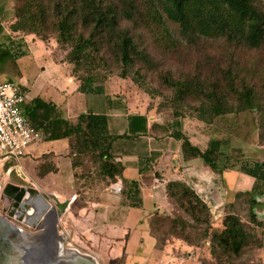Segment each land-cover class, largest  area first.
I'll return each instance as SVG.
<instances>
[{
    "label": "trees",
    "instance_id": "obj_1",
    "mask_svg": "<svg viewBox=\"0 0 264 264\" xmlns=\"http://www.w3.org/2000/svg\"><path fill=\"white\" fill-rule=\"evenodd\" d=\"M153 9L160 16L180 27L181 33L191 41H202L224 38L230 44L245 46L251 50H259L264 45V9L261 0H155ZM15 21L12 23V32L24 38L36 36L48 42L54 35L59 45H70L66 62L70 65L83 64L87 68L106 64L107 50L112 52L111 41L114 43L122 72L121 79L131 80L133 84L142 87L137 77L131 76L136 52V41L131 34L119 31L123 12L114 4L106 0H16ZM104 46V47H103ZM26 53L21 52L24 56ZM20 56V57H22ZM10 59L15 63L17 59L11 48H0V65ZM16 59V60H14ZM239 72L242 71L235 66ZM225 70V76L198 78L199 84L193 83L192 77L186 79H169L168 83L174 90V108L177 112L170 121L174 127V135L182 141L185 159L201 158L207 166L216 172L226 168H239L241 172L255 178V186L250 196L251 216L258 224L259 216L253 207L259 204L258 196H264V162L247 161L240 158L227 157L222 151L223 141L212 140L206 150L194 145L183 132L185 120L195 119L206 126H213L220 119L227 116H240L243 113L253 112L258 124L259 144L264 146V120L262 104L264 97L258 83L252 84L246 79ZM76 71V70H75ZM72 75L79 81V91L86 95H102L105 93L104 81L95 83V78L87 69L83 78L77 77L72 68ZM171 80V81H170ZM197 98L200 102L196 116H186V112H179L188 99ZM158 114H163L159 105ZM24 115L29 124L43 134V141H57L69 139L72 150V166L77 167L74 159L79 154L96 152L101 161L100 171L117 181L123 175V164L116 160L113 154L115 142L122 136L113 135L109 128V118L106 114H97L91 111L80 114L76 118H64L59 106L40 96H35L24 105ZM129 134L140 136L148 131L146 116L136 114L129 117ZM71 141V142H70ZM57 172L56 166L47 173ZM130 190L124 187L119 193L129 192L140 195L138 183L132 182ZM168 199L173 204L178 203L184 212L191 218L194 225L188 222L172 221L174 228L181 224V234L173 230L169 243L179 240L190 250L181 252V256L190 259L197 258L202 245L188 236V228L203 227L200 240L206 241L207 255L200 259L216 262L215 264H233L234 258H239L245 249L253 242L244 223L236 214L227 212L217 219V223L210 222L211 208L184 180L169 181L166 183ZM134 197V195H133ZM141 199H133L132 206H140ZM232 206V203L231 205ZM163 213H156L151 219V230L160 223ZM214 222V221H213ZM154 234V232H153ZM155 236V234H154ZM158 247V246H157Z\"/></svg>",
    "mask_w": 264,
    "mask_h": 264
},
{
    "label": "rangeland",
    "instance_id": "obj_2",
    "mask_svg": "<svg viewBox=\"0 0 264 264\" xmlns=\"http://www.w3.org/2000/svg\"><path fill=\"white\" fill-rule=\"evenodd\" d=\"M106 1L114 3L125 16L119 31L131 34L136 41L137 54L134 55V64L130 75L137 77L140 81L139 85H142V87L133 84L131 80L123 82L125 83L123 85H127L130 90L135 91L137 99L148 100L151 107L155 108L159 105L160 110L167 119L170 120L171 116L177 112L174 108L176 94L168 83L169 79L175 81L176 79H186L189 76L193 78V83L199 84L198 78H223L226 74L225 70L228 69L233 73L236 66L242 70L238 72L235 69L236 75L252 84L258 83L264 97V45L259 50H251L245 46L230 44L224 38L191 41L186 37L184 38L177 24L168 20L166 16H160L155 12L153 9L155 0ZM15 6L16 0H0V48L7 49V47H10L15 53L16 59H19L22 56L21 52L26 53V51L23 48L25 39L14 34L11 28L12 23L15 21ZM261 7L264 9V0H261ZM48 42L53 43L57 57L66 62L68 53L72 49L71 46L59 45L55 35ZM116 47L111 41L113 51L107 50L105 65L87 68L83 64H78L75 69L73 64L70 68L71 73H73L72 68L74 67L75 75L78 78H83L86 75L85 71L88 69L89 73L94 76L96 84H101L106 80L114 83L122 81L123 79L118 76L122 72V66L119 63ZM18 59L16 63L12 61L13 59H10L9 62L14 63H9L8 66L7 60L0 65V82L12 81L21 85L22 90L27 93V99L31 101L37 95L38 90L37 88L32 90L29 87L35 85L41 70L38 69L35 62L22 61L21 67L23 70L28 68L25 73L26 79L30 80L28 86L22 84ZM45 77L47 79L52 76L46 74ZM39 85H41V81L38 82L37 86ZM127 86L126 88H128ZM122 91L123 89L121 90L118 87L112 91L115 101L121 102L118 98L121 97L120 93ZM123 97L125 98V96ZM200 105L197 98H189L187 104L183 105V109L179 110L178 113L182 111L186 112V116H196V111ZM260 110L264 120V104H262ZM232 117L231 120L225 122L230 124L232 128L233 140L230 139L228 147L229 151L231 148V157L247 161H264V148L259 144L255 113L248 112ZM187 121L192 131L198 129L200 125H202L205 132L211 131L195 119L188 118ZM44 145H47L45 141L33 143L27 154L19 159H5L0 156V202L6 190V202L9 204L10 200L12 201L15 194L11 192V189L15 185H26L36 189L44 199L53 205L57 204L65 207L63 211L56 213L54 220H57L58 223L55 224V231L58 235L64 237L66 247H72L94 256L99 264H123L122 244L111 240V237L106 235L104 228L100 230V225L95 220L93 222V218L90 217V213L87 211L88 206L94 200L105 197L104 199L112 202L111 197L119 195L115 188L117 181H112L109 176L101 173V161L96 152H87L75 157L74 162L77 163V167L74 168L76 171L74 175L75 184L72 175L59 177L56 172L45 175L46 172L56 166V162L50 154H40ZM70 151L72 158V150L70 149ZM113 154L115 155V144ZM43 180L48 181L55 189H51V192L48 193L41 185ZM31 197L33 198V195L27 196L26 199ZM257 201L259 204L252 209L261 219V221L257 220L258 224H255V220L251 216V199L248 194H240L236 197L232 206H230L231 204L226 205L229 206L227 212L239 216L249 234L253 237L251 245L245 249L241 257L234 258L233 264H264V196H258ZM29 204L31 205V203ZM18 207L19 205L14 204L13 211L17 213ZM34 211V208H32L28 214V219L33 218ZM0 215L4 216L3 214ZM9 216L7 215L8 219ZM210 217L211 223H217V219H215L212 212ZM176 220L180 223L185 221L194 225L191 218L175 202L174 206L172 204L170 207L169 212H163L160 223L154 226L153 232L161 252L159 257L164 261L162 264H179L180 260L175 259L171 248L174 250L178 248L189 249L186 244L180 241H175V245L170 246L172 244L169 243L168 238H171L173 230L176 229L178 235L182 232L181 224L174 228L172 221ZM186 231L188 236L195 242L194 244L200 242L202 248L197 258H193L188 263L183 262V264H201L200 261L206 258L204 255L208 254L207 242L200 240L203 227L198 229L188 228ZM204 263L215 264L216 262L205 260Z\"/></svg>",
    "mask_w": 264,
    "mask_h": 264
},
{
    "label": "crops",
    "instance_id": "obj_3",
    "mask_svg": "<svg viewBox=\"0 0 264 264\" xmlns=\"http://www.w3.org/2000/svg\"><path fill=\"white\" fill-rule=\"evenodd\" d=\"M24 39L23 48L26 54L18 59L22 84L28 86L30 83L25 74L28 68L23 70L22 61L35 62L41 71L35 85L29 88L32 90L37 88L36 96L56 103L61 115L67 119L76 118L88 111L106 114L109 118L111 133L122 136L115 142L116 160L124 167L123 175L116 186L124 187L128 192L130 183L136 182L140 195H135L131 191L130 198L125 193H119L111 197L112 202L104 199L105 197L94 200L87 211L93 218V222L95 220L100 225V230L104 228L111 240L122 244L123 264H162L164 262L159 257L161 252L151 230V219L156 213L170 211L172 203L166 192L167 182L184 180L189 183L207 202L215 219L223 216L226 205L234 203L238 195L252 192L255 178L241 172L238 167L216 172L201 158L185 159L182 141L175 137L172 122L165 115L158 114L156 107H151L148 100L137 99L135 91L123 85L125 84L123 82L128 80L123 79L115 83L107 81L104 84V94L86 95L79 91L80 83L72 75L71 65L60 60L55 54L53 43L44 42L33 35L26 36ZM46 74L52 77L46 79ZM40 81L41 85L37 86ZM117 87L123 89L120 93L121 97L118 98L121 102L115 101L112 96V91ZM136 114L147 117L146 134L140 136L129 134V117ZM231 118L233 117H224L213 126H206L198 121L199 124L211 129L210 132H205L202 125L192 131L188 121L185 120L183 132L203 151L209 147L212 140L223 141L221 151L227 157H231V148L229 151L228 147L230 139L233 140L232 128L230 124L225 123ZM46 144L42 147L40 154H50L56 162L57 175L59 177L72 175L75 184L76 171L72 166L69 139L49 141ZM261 147L264 148V146ZM41 185L48 193L51 189H55L46 180H43ZM137 198L142 200L141 205L132 206L133 199ZM170 244H172L170 246L175 245ZM185 250L190 248L177 250L171 248L175 259L180 260L179 264L193 260V258L187 259L181 256V252Z\"/></svg>",
    "mask_w": 264,
    "mask_h": 264
},
{
    "label": "water",
    "instance_id": "obj_4",
    "mask_svg": "<svg viewBox=\"0 0 264 264\" xmlns=\"http://www.w3.org/2000/svg\"><path fill=\"white\" fill-rule=\"evenodd\" d=\"M33 194L40 193L34 188L28 189V192L21 188L19 199L25 200L27 196ZM2 199L5 200V196ZM29 202L19 205L23 212L22 217L29 216L26 214L34 208L33 218L41 219L45 210L38 212V207L30 206ZM11 205L10 200L7 209L4 207L3 211H10ZM0 264H99V262L88 253L67 248L64 237L56 234V231L53 239H49L40 235H31L9 223L7 226L0 223Z\"/></svg>",
    "mask_w": 264,
    "mask_h": 264
},
{
    "label": "built area",
    "instance_id": "obj_5",
    "mask_svg": "<svg viewBox=\"0 0 264 264\" xmlns=\"http://www.w3.org/2000/svg\"><path fill=\"white\" fill-rule=\"evenodd\" d=\"M27 93L12 81L0 82V156L23 158L29 147L43 141V134L32 127L24 115ZM120 192L122 187L116 186Z\"/></svg>",
    "mask_w": 264,
    "mask_h": 264
},
{
    "label": "flooded vegetation",
    "instance_id": "obj_6",
    "mask_svg": "<svg viewBox=\"0 0 264 264\" xmlns=\"http://www.w3.org/2000/svg\"><path fill=\"white\" fill-rule=\"evenodd\" d=\"M15 186H14L15 188L13 187L11 189L12 190L11 192L15 194V197L12 198V205H11L12 209L8 212L3 211L4 207L5 209H7V202L6 200H3V199L0 202V214L4 215V216L0 215V223H2L5 226H7V223H9L10 225H13L23 230L24 232H27L34 236L40 235L45 238L53 239V236L55 233L54 230H56L55 224H58L57 220L56 221L54 220V216L56 215L57 212L63 211L65 207L61 205H57V204L53 205L48 200L44 199L40 194L39 195L33 194V198L31 197L32 199L31 198H28V199L25 198V200L19 199L20 189L24 188L28 192V189H30L31 187L26 186V185L25 186L15 185ZM6 195H7V190L5 191V194L3 195V197ZM26 200L31 201L29 202L31 203L30 206L36 205L38 207V212L40 210L41 211L45 210V213L43 214V216H41V219L39 218L38 219H34V218L28 219V216L22 217L23 212L20 207H18L17 213L13 211L14 204L22 205L24 203H27ZM7 215L8 216L10 215L9 219ZM67 248H72V247H67Z\"/></svg>",
    "mask_w": 264,
    "mask_h": 264
}]
</instances>
